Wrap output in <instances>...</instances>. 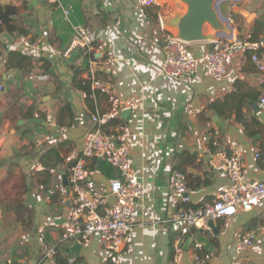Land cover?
Returning <instances> with one entry per match:
<instances>
[{
	"label": "crops",
	"instance_id": "0c3cea01",
	"mask_svg": "<svg viewBox=\"0 0 264 264\" xmlns=\"http://www.w3.org/2000/svg\"><path fill=\"white\" fill-rule=\"evenodd\" d=\"M243 2L242 9L233 10L246 19L242 13H249L252 2ZM255 4L264 19V0ZM7 6L16 9L11 22L16 31L0 33V264H51L44 257L50 249L66 264L69 258L76 264H193L195 242L202 244L207 264H264V203L251 213L239 210L215 222L217 232L208 223L193 230L182 237L181 252L175 249L179 225L173 220L177 211L212 203L228 188L227 177L210 168L214 143H235L244 180L264 182V111L258 110L264 71L257 69L251 53L231 55L227 73L219 80L201 62L193 78L176 82L158 73L164 61L162 21L184 11L174 0H158L150 8L141 0H0V7ZM65 10L72 11L69 21ZM256 21L247 22L242 34L234 29V38L248 41ZM77 26L91 29L108 44L96 55L101 64L108 63L100 67L99 80L109 88L98 96L96 112L103 116L107 134H127L131 160L146 186L128 247L116 255L103 249L97 237L84 243L69 237L71 189L63 178L69 182V168L81 156L94 114L86 94L74 85L83 58L76 51L73 62L71 56L64 57ZM18 30L26 31L37 47L16 45ZM261 37L264 40V34ZM209 49V43L191 47L198 59ZM13 51L33 58L27 69L8 67ZM260 57L264 61V49ZM45 60L52 72H45ZM42 75L48 78L40 80ZM242 98L249 127L236 119L235 107ZM66 104L70 110H63ZM32 119L41 122H29ZM105 163L86 161L85 186L103 193L111 204L110 180L117 173L113 169L110 176L104 174ZM175 169L186 177L188 202L171 185ZM197 179L207 183L191 188ZM249 233L256 235L254 246L240 252L237 241Z\"/></svg>",
	"mask_w": 264,
	"mask_h": 264
},
{
	"label": "built area",
	"instance_id": "2783aa9c",
	"mask_svg": "<svg viewBox=\"0 0 264 264\" xmlns=\"http://www.w3.org/2000/svg\"><path fill=\"white\" fill-rule=\"evenodd\" d=\"M141 1L145 8H150L155 6L158 0ZM71 13L70 10L64 11L66 21L70 20ZM162 28L166 29L164 61L158 73L163 78L176 82L187 81L198 73L200 63L204 62L210 76L219 80L227 73L228 59L231 55L248 52L251 53L252 62L257 69L264 71V61L260 57V52L264 49V40L251 43L242 39L220 37L209 43L210 49L205 57L198 59L191 50V44L178 39L174 32L163 25ZM15 44L30 49L37 47L27 36H19ZM107 46V42L99 40L94 31L77 26L74 28L73 40L64 53L65 58H69L74 51L83 59L94 55L95 60L89 58L90 67L85 73V79L91 80L93 89H99L102 93H109V88L100 82L96 73L100 67L104 68L108 63L101 64L97 61L96 55L101 48ZM47 78L46 75L39 77L40 80ZM3 89L0 85V93ZM259 109L264 111V97L260 101ZM91 120L93 126L81 156L69 168L71 189L69 237L79 243L97 237L103 249L109 254L116 255L128 247L132 221L146 197V186L131 160L127 134L121 131L107 134L103 116L98 112L92 115ZM214 145L217 149L209 162L210 168L223 173L229 180V186L219 192L212 203L200 209H182L174 214L173 220L179 225L175 241L176 252L183 249L182 237L190 236L193 230L203 228L209 221L217 222L231 218L239 210L251 213L264 203V182L244 180V163L238 146L235 143L231 147L220 146L219 143ZM256 158H259V153ZM89 159H103L116 171L117 177L110 180L109 195L114 199L113 203L109 204L108 197L103 193H92L86 188L88 176L86 161ZM171 185L175 192L188 202L186 177L180 170L173 171ZM60 191L64 193L65 190L61 188ZM50 194L53 195L54 191L51 190ZM255 240L256 235L249 233L237 241V249L245 252L254 246ZM202 247L199 242L192 245L193 264H207L201 255ZM56 256L55 249H50L44 254L45 259L51 264H58ZM3 264L14 263L8 260ZM67 264H76V259L69 258Z\"/></svg>",
	"mask_w": 264,
	"mask_h": 264
},
{
	"label": "water",
	"instance_id": "95a60500",
	"mask_svg": "<svg viewBox=\"0 0 264 264\" xmlns=\"http://www.w3.org/2000/svg\"><path fill=\"white\" fill-rule=\"evenodd\" d=\"M184 7L183 12L174 13L165 18L162 23L165 28L175 33L176 37L188 44L211 43L220 37L228 39L234 38V28L231 21L221 11V5L229 0H174ZM237 1V0H234ZM249 16L250 21L255 15ZM206 28L208 30H206ZM77 57L74 53L68 60L73 62ZM80 70V68H79ZM79 72V71H76ZM259 110V108H258ZM124 114L123 116H125ZM29 122L40 123L38 119H32ZM103 159H99V165ZM65 184L68 185V177L64 176ZM208 227L217 232L214 221L208 222ZM191 239L187 240L186 245L191 244Z\"/></svg>",
	"mask_w": 264,
	"mask_h": 264
},
{
	"label": "trees",
	"instance_id": "16d2710c",
	"mask_svg": "<svg viewBox=\"0 0 264 264\" xmlns=\"http://www.w3.org/2000/svg\"><path fill=\"white\" fill-rule=\"evenodd\" d=\"M16 14V9L13 7H0V33L4 32L5 29H7L8 31H10L11 33L14 31H16V28H14L13 26H11V22H12V16ZM18 34L20 36H26L28 33L24 30H18ZM264 34V19H260L256 21V29L253 32V36H251V38L248 40L251 43H256L259 42L261 40V35ZM260 35V37H259ZM243 40V39H242ZM80 55H78L79 57ZM89 58H92L95 60L94 55L92 56H87L86 58L83 59V65H82V70L75 75L74 77V85L76 88H78L79 90H81L82 92H84L86 94V99L88 104L91 106L92 111L94 112V114L97 111V98L99 95L102 94V92L99 89H93V82L89 79H84L83 78V73L87 72L89 70ZM32 57L25 55L23 53L20 52H11L8 55L7 58V65L9 68H13V69H18V70H25L29 67V63L32 62ZM27 67V68H26ZM45 72H52V67H51V63L49 61H44V66H43ZM53 74V73H51ZM96 75L99 77V71H97ZM104 95V93L102 94ZM246 100L243 101V98L240 100V102L236 105V112H237V120L241 121V123H243L246 127H249V125L245 122L244 120V115L242 112V108H243V104ZM214 107V106H212ZM68 109L70 110V106L69 104H66V107L63 109ZM62 110V111H63ZM93 114V115H94ZM55 152H52L51 155H54ZM97 161H94V164H96ZM113 170V168L106 162L103 167H102V172L104 174H106L107 176L111 175V171ZM198 182L196 183V185H192L193 187L191 188H197L200 187L202 185H205L207 182H202L200 179H197ZM205 206V205H204ZM204 206H197V207H192V209H200ZM189 209V208H187ZM56 261L58 264H66V263H60L58 258L56 257Z\"/></svg>",
	"mask_w": 264,
	"mask_h": 264
},
{
	"label": "rangeland",
	"instance_id": "374dc122",
	"mask_svg": "<svg viewBox=\"0 0 264 264\" xmlns=\"http://www.w3.org/2000/svg\"><path fill=\"white\" fill-rule=\"evenodd\" d=\"M251 2H252V5L249 7L250 9L248 8V10H249L248 12L249 13H255V14L258 13V15L256 17L255 14L247 13V15H255V17L252 18L250 21L248 20L249 16H245L246 17V19H245V18H243V16H241L239 14H234L233 9H235L237 7L242 9V5L244 3L243 0H237V1L229 0V1L223 2L221 5L222 13L226 17H228L230 19V21L232 20L231 25L233 26V28L235 30H237V28H238L239 32L241 34L243 33V27L246 28L247 22L249 23V22H252L254 19H256V20L260 19V12H259L260 11V5H257V4L254 5L255 2L259 3L260 0H251ZM235 12L239 13L240 11H235ZM240 26H241V28H240Z\"/></svg>",
	"mask_w": 264,
	"mask_h": 264
}]
</instances>
